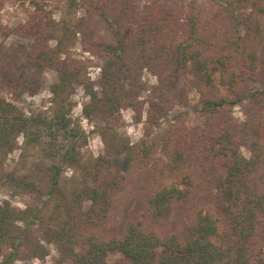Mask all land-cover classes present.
I'll return each instance as SVG.
<instances>
[{
    "label": "trees",
    "instance_id": "1",
    "mask_svg": "<svg viewBox=\"0 0 264 264\" xmlns=\"http://www.w3.org/2000/svg\"><path fill=\"white\" fill-rule=\"evenodd\" d=\"M16 1L33 12L8 35L30 43L0 44V92L12 97L0 95V155L15 152L22 136L23 157L39 148L50 163L35 164L41 185L6 174L0 158V183L37 200L23 210L0 206V264L45 261L51 244L61 254L54 264H264V0H147L145 12L139 0H60L59 21L49 0ZM78 37L100 61L97 82L71 54ZM46 70L56 73L51 114L28 116L15 103L40 92ZM144 70L158 85L138 104ZM188 75L204 127L153 133L180 103ZM78 87L104 146L86 162L88 137L71 118ZM145 103L147 139L132 145L118 131L121 112L140 120ZM236 107L245 122L233 117ZM66 167L77 172L68 185Z\"/></svg>",
    "mask_w": 264,
    "mask_h": 264
},
{
    "label": "rangeland",
    "instance_id": "2",
    "mask_svg": "<svg viewBox=\"0 0 264 264\" xmlns=\"http://www.w3.org/2000/svg\"><path fill=\"white\" fill-rule=\"evenodd\" d=\"M60 0H49V5L47 7L48 12H53V18L59 21L63 13L66 11L65 4L63 1L61 4V9L57 10L56 7L59 5ZM190 2L192 0H185ZM200 5H209L208 0H198ZM138 5L142 12L147 10L148 2L147 0H139ZM33 12V8L29 4H21L16 0H0V44L9 47H16L20 44L28 45L30 43L27 39H22L17 35L10 33L9 30H14L19 24H25L29 18L30 13ZM84 13L79 12V17ZM243 14H251V9L244 11ZM257 19V18H256ZM264 25V19H257ZM226 27L228 24L223 23ZM248 29H243L242 33L246 34ZM71 54L74 58L82 60L88 64V78L92 82H97L100 78V61L93 59L89 54L82 51L80 46L79 37L74 41L70 47ZM263 77V76H262ZM43 86L40 92L35 96L31 97L25 95L20 102H14L16 106L20 108L26 115L38 114V113H48L51 114L52 108V94L50 92V86L54 83L56 79V73L51 70H46L42 74ZM192 76H183L179 87V97L180 103H173L170 107L167 120L161 123V129L153 131V133H161L166 130L170 125H178L180 127L186 128L188 130H199L204 127L205 119L201 113L200 106V96L196 89L190 84ZM216 81L219 82V78L216 77ZM141 83L146 86V90L141 94L138 99V104H142L147 100L151 94L152 88L158 85V81L155 76H153L149 71L144 70L141 73ZM98 90V88L96 87ZM222 94L226 98H230V92L226 88L221 89ZM0 95L6 100H12V97L8 93L0 92ZM90 101V98L85 93L82 87L75 89L72 97L71 103L73 104L71 118L73 125L78 127L83 133L88 137L87 145L81 149V155L83 162L89 161L91 158H97L104 153V146L100 138L93 134L96 130V122L90 121L84 114L83 108ZM149 106L145 103L144 111L141 113L136 112L133 109H124L122 114V125L118 128L119 133L123 138L129 140V142L134 145L147 139V110ZM233 117L239 122H245V115L243 111L236 107L233 109ZM158 133V134H159ZM150 139V138H148ZM24 139L21 136L18 139V148L15 152L10 153L5 158L0 155V158L4 160V172L9 175H14L17 178H29L30 180L36 181L41 185L45 184L43 173L35 169V164L38 163H50V161L45 160L41 149H32L29 153L24 155ZM242 155L246 159L251 158V153L247 149L242 150ZM77 174L76 170L71 167H66L64 169L63 178L66 181L65 185L70 183L71 179ZM37 200L27 194L21 193L10 181H3L0 183V206L5 203H9L16 207L17 209L23 210L28 205L36 203ZM49 250V256L45 261L35 260L29 264H54V261L61 258L60 250L55 244L47 245ZM120 255H111L109 257V262H114L118 259ZM20 264V263H18ZM66 264H72L71 262H66Z\"/></svg>",
    "mask_w": 264,
    "mask_h": 264
}]
</instances>
